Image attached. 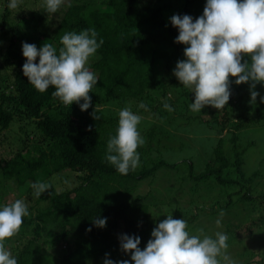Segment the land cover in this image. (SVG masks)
<instances>
[{
  "label": "trees",
  "instance_id": "1",
  "mask_svg": "<svg viewBox=\"0 0 264 264\" xmlns=\"http://www.w3.org/2000/svg\"><path fill=\"white\" fill-rule=\"evenodd\" d=\"M3 1L7 2L0 0ZM205 4L206 0H72L71 6L62 8L63 15L58 17L59 25L53 33L41 30L44 16L39 10L15 17L6 6L0 37L10 40L3 57L4 66L13 73L5 76L0 70V134L25 136L27 140L23 143H27L17 147L11 158H0V175L7 183L0 187V200L7 192L2 189L7 190L15 183L29 205L30 215L24 218L20 232L5 242L18 264H103L106 253L119 261L129 255L120 249L121 234L139 236V247L143 249L160 220L152 218L149 204L152 193L137 194L135 198L133 195L141 181L154 179L163 168L174 171L182 165L188 173L179 179L180 188H166L167 198H160L161 203L175 209L173 218H183L191 225L201 219V211L210 210V217L221 219L225 224V232L232 238L227 243L239 235L252 237L254 234L253 239L256 236L264 240V227L259 225L260 222L264 225V214L255 216L261 212L264 199V192L256 194L258 182L255 181L263 174L257 171L247 177L244 170V156L255 145L254 141L244 145L235 132L231 139L232 151L228 152L224 140H220L203 171L197 173L192 160L171 163L152 158L154 151L160 152L175 137L163 132L161 126L149 123L148 127L139 128L145 140L138 148L139 167L121 174L105 159L107 142L116 133L119 115L108 116L101 107L129 103L141 115L161 117L166 110L164 102L158 105L150 92L173 86L178 81L173 70L179 60L185 59L186 45L175 42L179 33L170 17L187 14L195 19L203 14ZM86 28H95L98 40L102 37L104 43L89 62L90 70L99 79L89 93L92 107L80 113L77 103L65 106L54 97L52 87L41 93L28 82L22 71L26 58L21 42L33 43L38 48L48 42L59 49L60 37L65 32ZM5 78L10 79L9 85L13 87L10 93L2 90ZM239 86L241 89L246 84ZM140 102L149 110L140 109ZM230 102L231 99L224 107L221 120L216 117L222 130L230 122L227 112ZM241 104L242 96H239L238 105ZM170 105L174 108L173 103ZM95 107L100 119L92 115ZM255 110L258 117L239 115L241 119L235 131L264 125V105L257 103ZM64 173L76 174L80 184L64 190L50 185L41 196L35 195L32 188L35 182L50 183V178ZM189 182L199 196L195 202H189L191 208L187 206L181 211L177 197H184L186 193L182 191ZM155 201L158 202L154 197ZM232 209L238 211L233 217L229 213ZM97 217H107L106 227L93 225ZM241 239L245 254L253 257L256 252L262 253L263 244L252 248L245 246L246 240ZM50 248L57 252L53 253ZM249 261L245 264L252 263ZM263 261L264 258L260 263Z\"/></svg>",
  "mask_w": 264,
  "mask_h": 264
},
{
  "label": "clouds",
  "instance_id": "2",
  "mask_svg": "<svg viewBox=\"0 0 264 264\" xmlns=\"http://www.w3.org/2000/svg\"><path fill=\"white\" fill-rule=\"evenodd\" d=\"M23 3L24 0H7L6 6L15 10ZM64 6H71L70 0H43L47 14H57ZM170 22L179 33L175 42L186 45L185 59L177 62L173 75L194 93L191 111L199 113L205 106L222 110L232 95V83H249L250 102L254 104L259 96L264 103V95L255 90L257 84H264V0H206L201 16L194 19L191 15L174 14ZM103 43L95 28L65 32L59 49L48 42L39 48L22 42L26 58L23 75L39 92L52 87V95L62 104L71 106L75 102L81 111H87L92 107L89 93L99 80L89 62ZM138 107L149 110L144 102ZM163 107L174 110L166 101ZM92 115L100 119L96 107ZM141 120L142 116L131 108H122L116 133L107 142L105 159L121 174L140 165L138 148L145 143L138 130ZM32 188L36 196H41L50 185L35 182ZM29 215L24 199L0 204V264H18L5 242L20 232ZM106 223L107 217L93 219L96 227H106ZM216 224L221 225V219ZM119 240L121 251L130 254V260H113L106 253L103 264H236L227 251V233L193 235L188 231V222L173 215H167L154 227L143 249L139 247V236L121 234Z\"/></svg>",
  "mask_w": 264,
  "mask_h": 264
},
{
  "label": "rangeland",
  "instance_id": "3",
  "mask_svg": "<svg viewBox=\"0 0 264 264\" xmlns=\"http://www.w3.org/2000/svg\"><path fill=\"white\" fill-rule=\"evenodd\" d=\"M36 1L37 2L35 3V0H31V2L28 0H24V3L18 9L12 10L14 13L13 15L15 17H18L22 16L24 12L28 14L31 10H39L44 16L41 30L45 33H53L55 28L59 25L58 17L63 15L61 12L63 7L57 14H47L43 8V0ZM71 1L72 0H70V2ZM6 3V1H3V3L0 2V28L2 24V17L5 14L4 12H6ZM9 43V39H3L0 37V70L3 71L5 76H7L6 74H8L9 72L13 73L9 68H6L4 66L5 57H3V51H6ZM246 59L248 58L246 57ZM8 79L9 78H5L4 80L6 81L3 80L2 90L3 92L10 93L13 87L9 85L10 79ZM230 79L233 81L235 80L234 77H230ZM170 82V79H166L167 84H171ZM244 84H246V86L241 87L240 89L239 85ZM239 85L235 83L231 84V102L230 106L227 107V112L230 116V122L228 123L225 130H222L221 127L216 123V117L220 118L219 120H221L222 116L224 115V108L222 110H218L213 108L212 106H205V108L202 109V111L199 113L191 111L189 105L191 102H194V93H192L190 89L185 88L179 81H176L173 86H169L164 91L152 90L150 92V95L158 105L165 101L169 102L170 104L173 103L174 110L163 111L161 117L159 118H153L149 115L140 114L142 116V120L138 125V130L139 128H142L143 125H146L145 127H148L150 123V125L154 124L155 126H161V128L164 130L163 132L169 134L170 137H175L173 141L166 144L167 146L161 148L160 152L154 151L152 153V158L158 160L163 158L171 163H181L184 160H192L195 163L196 172L200 173L201 171H203L207 161L213 155V152L218 146L220 140H224L225 149L228 152L232 151L231 139L233 133L236 132L240 137V143L247 145L248 142H255V145L250 147L249 151L244 156V170L247 174V177H251L257 171H260L263 174V177L258 178L255 183L258 182V185L256 187L258 191L256 192V194H259V192H264V125L262 123L261 125L257 126H247L243 130L239 131V133L238 131H235V127L241 119L239 117L240 114L249 118L258 117V115H255V105H257V103H260V97H257V100L254 104L251 103L249 83H242ZM238 89H240V91H238L237 94ZM255 90L258 91L260 95H264V84H257ZM186 91H188L189 94L186 93ZM239 96H242L241 105H238ZM261 104L264 105V103ZM133 105L134 104L129 103H124L123 105H120L119 103H112L103 105L101 109H103L105 111V114L108 116H118L119 111L124 107H129L134 112H137L138 110L135 108V105ZM76 106L77 112L84 113V111L80 110L78 104ZM18 127L19 124L16 123V130L18 129ZM5 133L0 134V140H3V142H0V158H11L15 154L14 151L17 150V147L27 143H23L27 139L25 136L16 137L15 133L11 134L9 132L8 135H4ZM187 173L188 170L183 165L181 166L180 170L174 171L163 168L159 171L154 179L150 177L148 179H145L144 181H141L138 185L137 191L133 195V198H135L137 194H142L145 196L152 193L153 197H151L149 200L152 218L162 221L163 219H166L167 215L175 216V209L172 206H167L166 203H161L160 198H164L166 196V194L164 193V190L166 188H172L174 190H176V188L179 189L180 187L178 186V181L179 179H181V177H183V175L186 176ZM49 182L50 183H48L47 181V184L55 185L57 190L72 189L80 184L79 179L76 178V174L72 173H64L62 175L54 176L53 178H50ZM8 183H10V185L12 184V182ZM2 184H4V186L7 185V183H5L4 179L0 175V187H3L1 186ZM190 186L192 187L191 189H189ZM185 190L182 191L183 193H186L184 197L180 198L179 195L177 197L179 202L178 205H180L181 211L184 210V207L186 208L188 205H190L189 202H195L197 197L199 196V194L195 195V188L193 183L191 182L188 183V186L186 184ZM2 191L7 192L0 200V204L12 203L16 199H24V197H26L25 195L20 194V190L16 187L15 183L8 187L7 190L4 188L2 189ZM172 195H174V193ZM154 197L155 200H158V202H154ZM261 203L263 207L261 212H257L259 214L255 215L257 217L262 213L264 214V199L261 201ZM188 207L191 208L190 206ZM238 211L232 209L229 213L233 217V215L238 213ZM208 213H210V210L201 211V219H198L191 225L188 224V231L190 232V234L214 236L217 231L225 232V224L221 222V225L218 226L216 224L218 218H212ZM259 225L261 227H264L261 222ZM255 233L257 235V232ZM239 236L240 237L232 241V243H228L229 248L227 250L230 256L236 261V264H245L246 262H250L249 260H252L251 264H264V261L263 263H260L264 258V246L263 248H261L262 253L256 252V254L251 257L244 253V246L241 244L240 238H242V241L246 240L245 242H243L245 246L249 247L250 245L252 246V248L254 246H260L258 244L264 245V240L262 238L258 239L255 236V239L257 240L255 241V239H253L254 234L252 237L244 235ZM229 238L230 236L228 235V239ZM50 250L53 253L57 252L56 250L51 248ZM125 258L130 260V254ZM125 258H120L119 260H123Z\"/></svg>",
  "mask_w": 264,
  "mask_h": 264
}]
</instances>
